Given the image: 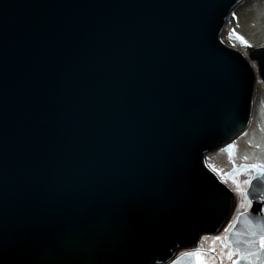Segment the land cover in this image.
Wrapping results in <instances>:
<instances>
[{
	"label": "water",
	"instance_id": "95a60500",
	"mask_svg": "<svg viewBox=\"0 0 264 264\" xmlns=\"http://www.w3.org/2000/svg\"><path fill=\"white\" fill-rule=\"evenodd\" d=\"M240 1L0 0V264H162L221 227L204 157L264 84V45L228 36L255 74L220 39Z\"/></svg>",
	"mask_w": 264,
	"mask_h": 264
},
{
	"label": "rangeland",
	"instance_id": "374dc122",
	"mask_svg": "<svg viewBox=\"0 0 264 264\" xmlns=\"http://www.w3.org/2000/svg\"><path fill=\"white\" fill-rule=\"evenodd\" d=\"M233 13L235 18H233ZM232 33L243 36L252 47L264 45V0H241L227 16L224 30L220 35L222 43L237 50L248 60L256 74L255 63L254 61H249L247 49L228 37ZM233 142L234 151L231 157L227 155V152L218 149L211 151L204 157L206 166L217 176L220 175L213 171V167L219 169L222 174L232 163H264V84L257 77V74L255 75L247 124L232 139ZM235 178L243 181L247 177L241 171ZM243 186L241 183V187ZM221 234L223 232L218 235ZM215 235H201L198 238V243L203 248L214 246L216 252L219 253L220 242H214L211 239ZM225 264H228V262L225 261Z\"/></svg>",
	"mask_w": 264,
	"mask_h": 264
},
{
	"label": "snow or ice",
	"instance_id": "6c2138e0",
	"mask_svg": "<svg viewBox=\"0 0 264 264\" xmlns=\"http://www.w3.org/2000/svg\"><path fill=\"white\" fill-rule=\"evenodd\" d=\"M233 18H235L234 13ZM237 38L247 45L248 42L243 36L237 35ZM233 147L234 142L226 145L229 150V157L232 156L231 150ZM233 167L235 168L236 166L233 165ZM213 171L220 175L222 180L225 178L232 179V183L235 185L232 191L241 198L236 205L235 215L229 220L223 234L215 235L211 238L214 242H220V251L217 253L214 246L203 248L197 243L195 247L183 250L175 257L170 258L168 264H181L182 259L186 261V264H225V261L228 264H238L239 261H244L245 264H264V225H261L259 221L255 223L249 221L246 231L237 233L235 238L229 235L237 218L246 216L248 207L252 205L253 199L264 202V191L254 194L252 199L249 198L252 181L257 178L264 179V163L240 166V171L244 172L247 177L243 181L235 178L238 173L226 172L221 174L220 170L215 167H213ZM241 183L244 185L243 187H241ZM241 208H243V211L240 210ZM259 211L264 212V208H260Z\"/></svg>",
	"mask_w": 264,
	"mask_h": 264
},
{
	"label": "flooded vegetation",
	"instance_id": "af4514ba",
	"mask_svg": "<svg viewBox=\"0 0 264 264\" xmlns=\"http://www.w3.org/2000/svg\"><path fill=\"white\" fill-rule=\"evenodd\" d=\"M218 150H222V151H224V152H226L225 151V149L224 148H222V147H220V148H218ZM232 151V153H233V151H234V147H233V149L231 150ZM210 152H207L206 153V155L207 154H209ZM205 155V156H206ZM227 155H229V154H227ZM240 163H232L226 170H224V173H226L228 170H230L232 167H233V165H235L236 167L239 165ZM251 164H254V163H252L251 162ZM250 171V170H249ZM241 171H239V172H237L238 174L240 173ZM215 174V173H214ZM216 175V174H215ZM216 177L218 178V180L220 181V182H222L231 192H232V205H231V209H230V212H229V214H228V216L226 217V219H225V221L222 223V225H221V227L216 231V232H214V233H202L201 235H218L219 233H222V232H224V228L228 225V222H229V220H231L232 218H233V216L235 215V212H236V205H237V203L240 201V196L237 194V193H235L234 191H232V189L234 188V184L232 183V179H229V178H225L224 180H222L221 179V177L220 176H217L216 175ZM250 209V206L248 207V210ZM241 211H243V208H241L240 209ZM232 227H233V225H232ZM218 233V234H217ZM200 235V236H201ZM199 241L197 240V242H196V244L194 245V246H192V247H189V248H186V249H191V248H193V247H195L196 245H197V243H198ZM186 249H178L177 251H176V253H175V255L174 256H176V255H178L179 254V252H181V251H183V250H186ZM163 264H168V262H166V263H163Z\"/></svg>",
	"mask_w": 264,
	"mask_h": 264
},
{
	"label": "bare ground",
	"instance_id": "6f19581e",
	"mask_svg": "<svg viewBox=\"0 0 264 264\" xmlns=\"http://www.w3.org/2000/svg\"><path fill=\"white\" fill-rule=\"evenodd\" d=\"M225 27V26H224ZM259 78V76H257ZM260 79V78H259ZM232 143V142H231Z\"/></svg>",
	"mask_w": 264,
	"mask_h": 264
}]
</instances>
